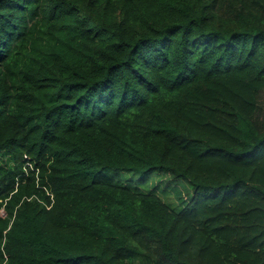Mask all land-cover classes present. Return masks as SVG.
<instances>
[{"label":"trees","instance_id":"1","mask_svg":"<svg viewBox=\"0 0 264 264\" xmlns=\"http://www.w3.org/2000/svg\"><path fill=\"white\" fill-rule=\"evenodd\" d=\"M263 93L264 0H0V264H264Z\"/></svg>","mask_w":264,"mask_h":264},{"label":"rangeland","instance_id":"2","mask_svg":"<svg viewBox=\"0 0 264 264\" xmlns=\"http://www.w3.org/2000/svg\"><path fill=\"white\" fill-rule=\"evenodd\" d=\"M264 102V93L262 95ZM114 175L113 171L105 172ZM128 177L126 172H118L114 179H124ZM148 188L153 189L156 194L166 203L176 209L182 208L187 202L194 198V191L191 184L182 177H173L167 172L152 171L145 175Z\"/></svg>","mask_w":264,"mask_h":264},{"label":"clouds","instance_id":"3","mask_svg":"<svg viewBox=\"0 0 264 264\" xmlns=\"http://www.w3.org/2000/svg\"><path fill=\"white\" fill-rule=\"evenodd\" d=\"M0 214H1V215H4V212H3V210H0Z\"/></svg>","mask_w":264,"mask_h":264},{"label":"built area","instance_id":"4","mask_svg":"<svg viewBox=\"0 0 264 264\" xmlns=\"http://www.w3.org/2000/svg\"><path fill=\"white\" fill-rule=\"evenodd\" d=\"M51 198H52V195H51ZM49 208V207H48Z\"/></svg>","mask_w":264,"mask_h":264}]
</instances>
